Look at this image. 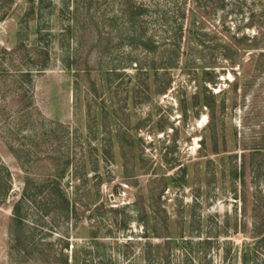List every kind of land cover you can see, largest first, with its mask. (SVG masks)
Wrapping results in <instances>:
<instances>
[{"label":"rangeland","instance_id":"rangeland-1","mask_svg":"<svg viewBox=\"0 0 264 264\" xmlns=\"http://www.w3.org/2000/svg\"><path fill=\"white\" fill-rule=\"evenodd\" d=\"M0 181V264H264V0H0Z\"/></svg>","mask_w":264,"mask_h":264},{"label":"trees","instance_id":"trees-1","mask_svg":"<svg viewBox=\"0 0 264 264\" xmlns=\"http://www.w3.org/2000/svg\"><path fill=\"white\" fill-rule=\"evenodd\" d=\"M139 12H141V11H139ZM140 13H138V15H139ZM254 40H256V37H254L253 38ZM224 58H229V56L226 54V53H224L223 55H222ZM6 175H8V172L6 173ZM1 182V181H0ZM16 209V207L14 208V210ZM16 218H18L19 216H18V209H16V211H15V215H14Z\"/></svg>","mask_w":264,"mask_h":264}]
</instances>
